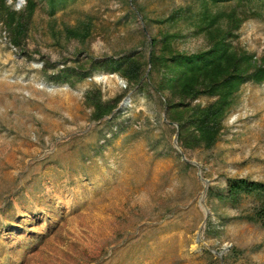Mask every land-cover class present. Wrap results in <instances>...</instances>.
I'll use <instances>...</instances> for the list:
<instances>
[{"label": "rangeland", "instance_id": "obj_1", "mask_svg": "<svg viewBox=\"0 0 264 264\" xmlns=\"http://www.w3.org/2000/svg\"><path fill=\"white\" fill-rule=\"evenodd\" d=\"M37 1L25 55L0 23V264H264V227L239 218L246 204L201 201V178L264 181V83L240 87L213 147L183 151L191 164L157 98L126 91L117 74L96 72L73 87L49 78L50 66L140 48L183 23L131 20L128 0H68L52 16ZM191 2L137 0L150 18ZM86 19L91 36L69 39L66 27ZM233 44L262 57L264 22L245 20ZM174 47L194 52L204 42L187 36ZM92 85L104 99L123 95L113 120L91 119L83 93Z\"/></svg>", "mask_w": 264, "mask_h": 264}, {"label": "trees", "instance_id": "obj_2", "mask_svg": "<svg viewBox=\"0 0 264 264\" xmlns=\"http://www.w3.org/2000/svg\"><path fill=\"white\" fill-rule=\"evenodd\" d=\"M67 1L44 0L51 16ZM37 7V0H24L19 9L0 0V23L10 44L23 55ZM137 15H141L146 26L174 28L183 23L184 29H160L158 36L144 39L140 48L123 53L88 56L72 64L63 63L62 67L50 66V80L73 87L96 72L117 74L125 80L126 91L141 93L149 100L158 99L166 122L177 124V143L182 151L210 149L224 129L225 117L240 87L246 82L264 83V55L256 57L233 44L245 20L264 22V0H193L156 18L148 17L137 0H128L127 18L132 20ZM92 29L91 20L86 19L66 27L65 33L69 39L84 42ZM187 36L201 38L204 47L194 52L176 49L174 42ZM47 64L43 62L45 68ZM122 97L104 99L100 87L92 85L84 91L83 103L90 108L92 120L107 117L106 121H111ZM203 97L208 98L206 103L201 102ZM206 197L233 208L246 204L239 218L264 227V181L229 177L223 186L208 185Z\"/></svg>", "mask_w": 264, "mask_h": 264}, {"label": "water", "instance_id": "obj_3", "mask_svg": "<svg viewBox=\"0 0 264 264\" xmlns=\"http://www.w3.org/2000/svg\"><path fill=\"white\" fill-rule=\"evenodd\" d=\"M150 43H151V42H150ZM163 119L166 121L165 111L163 112ZM174 125H175V127H177V124L174 123ZM173 143H174V146L176 147V149L179 151V153H180L182 159L188 161V162L191 163V164L197 165V163H196L195 161H193V160H188V159L185 157V155H184V153H183L181 147L178 145V143H177V130H176V132H175V134H174ZM201 179H202V180L204 181V183H205V186H204V189H203V192H202V195H201V201H203V198H204V196H205V194H206V190H207V187H208V182H207V180L204 179V178H201ZM208 211H209V208L206 207V206H204L205 219H204V221H203V223H202V226H203L204 223H205V220H206L207 215H208ZM200 231H201V230H200ZM198 240H200V236H199V235H198Z\"/></svg>", "mask_w": 264, "mask_h": 264}]
</instances>
